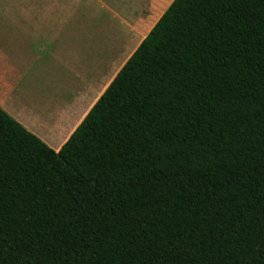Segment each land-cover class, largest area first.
I'll return each instance as SVG.
<instances>
[{"label":"trees","instance_id":"1","mask_svg":"<svg viewBox=\"0 0 264 264\" xmlns=\"http://www.w3.org/2000/svg\"><path fill=\"white\" fill-rule=\"evenodd\" d=\"M0 264H264V0H173L57 152L0 109Z\"/></svg>","mask_w":264,"mask_h":264},{"label":"crops","instance_id":"2","mask_svg":"<svg viewBox=\"0 0 264 264\" xmlns=\"http://www.w3.org/2000/svg\"><path fill=\"white\" fill-rule=\"evenodd\" d=\"M112 1L0 0V109L55 152L110 83V47L153 27L116 19Z\"/></svg>","mask_w":264,"mask_h":264},{"label":"rangeland","instance_id":"3","mask_svg":"<svg viewBox=\"0 0 264 264\" xmlns=\"http://www.w3.org/2000/svg\"><path fill=\"white\" fill-rule=\"evenodd\" d=\"M172 1L173 0H113L112 14L116 19L122 18L131 23V25L135 23L136 27L139 26L140 28L148 30L154 25ZM136 27L134 28L136 29ZM134 49L135 46L130 48L119 46L114 48L110 47V81ZM121 55L122 57H120Z\"/></svg>","mask_w":264,"mask_h":264}]
</instances>
